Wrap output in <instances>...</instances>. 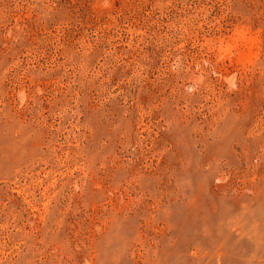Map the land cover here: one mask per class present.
Masks as SVG:
<instances>
[{
	"label": "rangeland",
	"instance_id": "obj_1",
	"mask_svg": "<svg viewBox=\"0 0 264 264\" xmlns=\"http://www.w3.org/2000/svg\"><path fill=\"white\" fill-rule=\"evenodd\" d=\"M0 264H264V0H0Z\"/></svg>",
	"mask_w": 264,
	"mask_h": 264
}]
</instances>
